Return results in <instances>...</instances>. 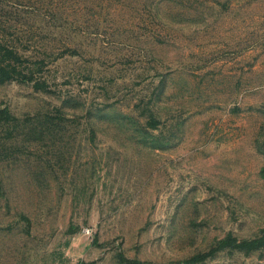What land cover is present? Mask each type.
<instances>
[{
  "label": "rangeland",
  "instance_id": "rangeland-1",
  "mask_svg": "<svg viewBox=\"0 0 264 264\" xmlns=\"http://www.w3.org/2000/svg\"><path fill=\"white\" fill-rule=\"evenodd\" d=\"M0 40L48 85L0 84V264H167L261 235L264 0H0Z\"/></svg>",
  "mask_w": 264,
  "mask_h": 264
},
{
  "label": "trees",
  "instance_id": "trees-1",
  "mask_svg": "<svg viewBox=\"0 0 264 264\" xmlns=\"http://www.w3.org/2000/svg\"><path fill=\"white\" fill-rule=\"evenodd\" d=\"M43 65V59L31 62V60L9 46L5 40H0V84L9 81H18L31 84L37 91H47L48 85L42 78L44 71ZM14 122H18V120L9 112L8 108H0V125ZM156 124L155 121L151 122L153 128L156 127ZM261 175L264 177V168L261 169ZM263 248L264 229L261 230L260 236L252 239L240 240L232 233H228L222 239L212 244L206 251L167 264H206V262L213 260L218 253L223 251H229L230 253L239 252L248 255ZM116 257L121 264H151L149 262L128 259L122 253L117 254Z\"/></svg>",
  "mask_w": 264,
  "mask_h": 264
}]
</instances>
